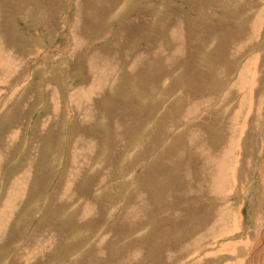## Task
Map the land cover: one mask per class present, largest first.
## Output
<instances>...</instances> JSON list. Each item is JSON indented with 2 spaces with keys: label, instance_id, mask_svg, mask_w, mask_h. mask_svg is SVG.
Listing matches in <instances>:
<instances>
[{
  "label": "rangeland",
  "instance_id": "374dc122",
  "mask_svg": "<svg viewBox=\"0 0 264 264\" xmlns=\"http://www.w3.org/2000/svg\"><path fill=\"white\" fill-rule=\"evenodd\" d=\"M263 174L264 0H0V264H264Z\"/></svg>",
  "mask_w": 264,
  "mask_h": 264
},
{
  "label": "bare ground",
  "instance_id": "6f19581e",
  "mask_svg": "<svg viewBox=\"0 0 264 264\" xmlns=\"http://www.w3.org/2000/svg\"><path fill=\"white\" fill-rule=\"evenodd\" d=\"M201 155V154H200ZM263 162V161H262ZM207 164V163H206ZM263 164V163H262ZM261 164V165H262ZM197 165H199V164H197ZM195 168H197L196 166H195ZM224 168V167H223ZM205 169V168H204ZM194 170V169H193ZM196 170V169H195ZM194 170V171H195ZM238 170V169H237ZM194 171L192 172V175L194 174ZM206 172V171H205ZM224 172H225V170H224ZM224 172H218V174H217V176H219V177H221V178H223L224 177ZM195 173H197L196 171H195ZM206 173H208V172H206ZM214 173V172H213ZM262 174V173H261ZM198 175V174H197ZM209 175H211V173L209 174ZM259 175V174H258ZM261 177H264V174H263V176L262 175H260ZM192 177H195V176H192ZM191 177V178H192ZM212 177V176H211ZM219 177L217 178V177H215L214 178V180L213 181H217L218 179H219ZM209 178V177H208ZM261 181H262V187H264V179L263 178H261ZM196 182V181H195ZM194 182V183H195ZM197 183V182H196ZM199 184H200V182H198ZM202 183V182H201ZM195 185V184H194ZM197 186H199L198 184H197ZM213 186H214V184H213ZM202 187H203V185H202ZM215 187V186H214ZM198 187H195L194 189H197ZM200 188V187H199ZM198 188V189H199ZM219 189H220V187H218ZM215 189H217V188H215ZM262 189H264V188H262ZM188 190V189H187ZM186 190V191H187ZM189 191V190H188ZM213 194H215L216 195V192L213 190ZM261 195H263L264 196V190H262V194ZM189 196V195H188ZM227 199V198H226ZM118 205V204H117ZM262 205V204H261ZM261 209H262V207H261ZM260 209V210H261ZM218 215V214H217ZM263 225V226H262ZM258 228H259V230H258V233H257V237H259V241L260 242H262V243H260V244H258L257 246H258V248L256 247L255 249H253V251H256L257 249V251L258 252H260L261 253V250H263L264 249V212L262 213V215L260 216V218H259V221H258ZM258 243V242H257ZM202 247V246H201ZM21 249V248H20ZM38 250V249H37ZM20 252H21V250H19ZM18 251V252H19ZM255 253H257V252H255ZM254 253V254H255ZM263 253V252H262ZM26 254V253H25ZM253 254V253H252ZM253 254V255H254ZM22 255H23V252H22ZM259 255V254H258ZM253 258V257H252ZM26 259V258H25ZM263 262V261H262ZM248 264H250V263H248ZM255 264V263H254ZM258 264H260V263H258Z\"/></svg>",
  "mask_w": 264,
  "mask_h": 264
}]
</instances>
